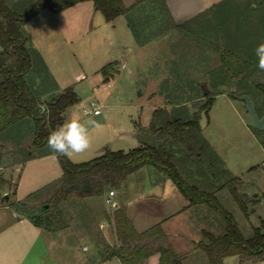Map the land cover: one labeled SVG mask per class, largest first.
<instances>
[{
    "label": "rangeland",
    "instance_id": "374dc122",
    "mask_svg": "<svg viewBox=\"0 0 264 264\" xmlns=\"http://www.w3.org/2000/svg\"><path fill=\"white\" fill-rule=\"evenodd\" d=\"M12 1L17 5L14 9L20 12L29 10L35 2ZM135 1L124 0L127 6ZM75 8H66L62 13L44 9L24 25L30 46L39 52L38 56L32 54L34 80L45 89L57 87L61 91L72 86L78 98L65 109L63 123L73 113L91 121V148L68 159L78 163L107 151H130L144 143L136 134L149 123L155 107L169 100H183L191 115L195 112L201 115L200 106L207 100L203 95L205 89L206 93L225 90L214 94L202 135L224 166L233 176H239L245 190L249 191L250 196L245 199L248 210L239 206L227 188L216 187V195L234 215L246 237H251L256 227L264 231V198L258 202L248 201L264 191V145L261 142L264 133L257 134L248 125L245 102L238 98L248 90L256 106L264 107V90L258 87L264 84V71L259 70L255 54L256 47L264 43V0H224L216 5L209 19L198 21L188 29L171 27L162 0H145L143 5L110 21L100 10H80L77 14ZM145 38L149 39L144 46L141 41ZM225 50L248 59L251 71L245 80L229 79L216 88L213 83L224 78L221 53ZM108 63H115V74L105 80L101 70ZM193 92L198 97L190 99ZM92 101L99 106L100 113L83 115L85 107H93ZM32 127V121L26 120L5 133L10 134V141L5 143L3 167L12 166L14 161L22 162L14 178L21 199L32 211L44 212L46 203H49V211H54L63 168L59 155L48 146L37 149L35 157L27 158V149L32 146ZM205 175L209 183L219 184L220 178L210 172ZM155 178L159 181L154 182ZM192 182L206 190L214 188L202 176ZM111 188L116 192L112 200L127 205L140 228L155 221L153 218L164 204L174 209L181 201L186 203L171 178L147 165L129 174L119 186L107 188L103 194L74 197L79 199L66 207L62 220L69 219L77 228L87 223L96 230L97 221L107 222L108 217H113L115 207L107 202ZM202 207L198 214L187 209L165 224L161 222L171 244L185 258V264H209L207 255L195 242L205 239L203 229L215 234L224 231L221 217L208 206ZM107 236L113 242L111 236ZM225 264H264V261L242 263L238 255H231L225 259Z\"/></svg>",
    "mask_w": 264,
    "mask_h": 264
},
{
    "label": "trees",
    "instance_id": "16d2710c",
    "mask_svg": "<svg viewBox=\"0 0 264 264\" xmlns=\"http://www.w3.org/2000/svg\"><path fill=\"white\" fill-rule=\"evenodd\" d=\"M81 1L86 0H35L29 10L20 12L14 9L17 5L12 0H0V166L7 149L5 143L10 141V134H5L9 129L26 120L32 121L33 147L27 149V158H33L37 155V149L47 146L49 134L63 124L65 109L78 100L72 86L65 87L52 97H45L49 92L53 95L58 88L45 89L42 84L40 88L34 80L32 54L38 56L39 52L30 46L24 25L44 9L60 12ZM93 2L109 21L118 15L128 14L138 4L127 6L124 0ZM188 26L187 23L180 27L188 29ZM221 61L224 78L213 83L214 87L226 84L229 79L242 81L248 78L252 65L248 59L225 50L221 53ZM114 66L115 63H108L102 68L105 80L114 77ZM258 87L264 90V84L260 83ZM223 91L204 93L207 100L201 104L200 109H209L214 94ZM246 92L249 93L248 90L243 93ZM195 93L190 99L198 97ZM183 102L169 100L154 108L148 126L152 133H158L163 140L155 147L144 140L142 145L130 151H107L94 159L78 163L58 154L63 173L54 198L55 210H45L41 215L33 216L34 221L49 229L57 227L62 220V201L71 197L103 194L107 188L119 186L129 174L152 165L157 172L171 178L190 201V205H206L221 217L224 231L215 234L203 229L205 239L197 242V247L207 255L209 264H225V257L231 255L264 260V231L256 227L254 234L246 237L234 215L216 195V187L229 189L239 206L247 211L246 197L240 191L241 178L232 175L202 135L201 115L196 112L191 115L190 109ZM39 106H47L44 115L40 114ZM256 108L260 115L264 113V107L257 105ZM252 129L257 134L264 133V130ZM261 142L264 145L263 137ZM209 172L223 180L219 179L218 185L209 183L210 179L205 175ZM197 176H202L214 188L206 190L192 182ZM112 218L118 244L108 245L106 258L118 257L122 264H144L150 255L159 252L160 264H183V257L171 244L161 222L138 231L122 207L115 208Z\"/></svg>",
    "mask_w": 264,
    "mask_h": 264
},
{
    "label": "crops",
    "instance_id": "0c3cea01",
    "mask_svg": "<svg viewBox=\"0 0 264 264\" xmlns=\"http://www.w3.org/2000/svg\"><path fill=\"white\" fill-rule=\"evenodd\" d=\"M144 1L145 0H137L133 4L138 3L136 6L138 7L143 5ZM223 1L224 0H163V4L167 11V18L169 19L171 27L181 29L180 26L183 24L188 23V27L190 28L198 21H206L210 18V15H212L216 5ZM90 2L92 4H86ZM70 7H77L75 8L77 14L80 10L83 12L98 10L93 0L81 1ZM62 12L64 11H60V13ZM148 39L149 38L142 39L141 44L144 46L145 44L147 45ZM56 91H60V89L58 88ZM223 92H225V90ZM50 94L51 92L45 94V97ZM144 127L149 126L147 124ZM31 140L33 141V135L31 136ZM21 163L20 161H14L10 164L12 166L6 168L3 167V163L1 165L4 169L3 174H0V264H122L118 257L106 258L108 245L118 244L112 217H108L107 222L102 220L97 221V223H95L96 230L94 231L87 223H82L80 224L81 227L77 228L74 222L72 223L69 219L61 220L57 227L51 229L47 228L45 225L37 224L33 216L41 215L42 212L32 211V209L27 207V203L24 202L21 199L22 196L18 194L17 182L14 181L19 171V164ZM157 179L158 178H155L154 182L159 181ZM243 188L244 184L242 182L240 191L244 193L247 199V197L250 196L249 191ZM89 197L92 196L83 198ZM183 197L186 203H182L183 201H181L180 205H177L175 208L173 207L174 209H169L167 207L169 205L166 206L164 204L160 212L153 218L155 221H152L149 225H145L143 228L137 226L129 213L127 205L116 201L115 208H124L135 228L138 231H143L159 222L165 224L174 215L181 214L187 209L192 211L195 210V214H198L197 211L199 212L203 209L202 206L190 205V201L185 196ZM261 198H264V191H262V194L256 193L255 197H252L251 200L248 201L258 202ZM74 199L79 198L71 197L61 202L60 208L63 211L62 218L67 212L66 207L70 203H73L75 201ZM88 206L92 208L90 203ZM90 213L92 216L93 211L90 210ZM163 228L165 229L164 226ZM108 234L111 236L113 242L108 240ZM197 242H195L196 246ZM174 248L176 249L175 246ZM227 257H225V259ZM238 257L242 263L264 261L243 258L239 255ZM144 264H160V253L157 252L150 255ZM183 264H185V258H183Z\"/></svg>",
    "mask_w": 264,
    "mask_h": 264
},
{
    "label": "clouds",
    "instance_id": "9594fccd",
    "mask_svg": "<svg viewBox=\"0 0 264 264\" xmlns=\"http://www.w3.org/2000/svg\"><path fill=\"white\" fill-rule=\"evenodd\" d=\"M255 54L258 58V68L264 71V43H260ZM40 114L47 112V106H39ZM83 115H87L85 112ZM81 114L73 113L62 125L53 130L47 139L48 148L56 154L72 159L74 154H82L91 148L89 124Z\"/></svg>",
    "mask_w": 264,
    "mask_h": 264
},
{
    "label": "water",
    "instance_id": "95a60500",
    "mask_svg": "<svg viewBox=\"0 0 264 264\" xmlns=\"http://www.w3.org/2000/svg\"><path fill=\"white\" fill-rule=\"evenodd\" d=\"M205 92L207 90L205 89ZM238 98L244 100L246 106V117L248 118V125L250 127L257 128L259 130H264V113L260 115L257 112L256 103L254 99L251 98L250 94L243 93L238 96ZM208 108H204L201 111L200 125L201 127H205L208 122ZM138 138L141 140H148L151 146H157L158 143H161L163 140L159 138L158 133H152L149 127H141L137 134ZM44 209L49 210V203L44 204Z\"/></svg>",
    "mask_w": 264,
    "mask_h": 264
},
{
    "label": "built area",
    "instance_id": "2783aa9c",
    "mask_svg": "<svg viewBox=\"0 0 264 264\" xmlns=\"http://www.w3.org/2000/svg\"><path fill=\"white\" fill-rule=\"evenodd\" d=\"M91 105L93 107L92 108L85 107L84 108V112H86V113L93 112L94 114H99L101 109L99 108V106L96 105V102L92 101ZM2 173H3V167L0 166V174H2ZM114 195H115L114 189H110L109 190V197L107 198V202L110 203L111 206H113V207H115V201L112 200V196H114Z\"/></svg>",
    "mask_w": 264,
    "mask_h": 264
}]
</instances>
